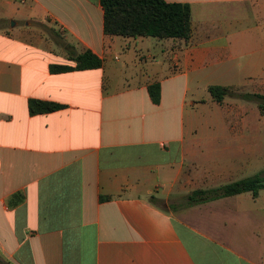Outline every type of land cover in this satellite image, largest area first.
I'll return each mask as SVG.
<instances>
[{"label": "crops", "instance_id": "obj_1", "mask_svg": "<svg viewBox=\"0 0 264 264\" xmlns=\"http://www.w3.org/2000/svg\"><path fill=\"white\" fill-rule=\"evenodd\" d=\"M166 1L190 5L187 41L106 35L100 0H0V264H264V189L184 198L257 147L264 111L208 87L264 95V0ZM68 49L102 66L50 72Z\"/></svg>", "mask_w": 264, "mask_h": 264}, {"label": "trees", "instance_id": "obj_2", "mask_svg": "<svg viewBox=\"0 0 264 264\" xmlns=\"http://www.w3.org/2000/svg\"><path fill=\"white\" fill-rule=\"evenodd\" d=\"M103 10V32L106 35L123 37L149 36L158 39L179 38L187 41L191 36V8L188 3L169 2L166 0H100ZM68 57L74 65L50 64L52 73L71 70L93 69L102 66V59L87 49L76 53L68 49ZM208 90L217 103H222L226 96L255 101L259 109L264 111V95L237 91L231 86L210 85ZM147 91L153 103L160 101V84L151 83ZM63 104L43 99H29L28 110L31 115L48 113L63 108ZM264 189V170L253 176L241 178L223 185L211 188H196L188 192L185 206L205 203L222 197L233 196L243 192H251L257 197ZM21 192L12 194L8 206L14 207L22 202ZM156 198L150 197L154 203ZM176 205L169 204V208Z\"/></svg>", "mask_w": 264, "mask_h": 264}, {"label": "rangeland", "instance_id": "obj_3", "mask_svg": "<svg viewBox=\"0 0 264 264\" xmlns=\"http://www.w3.org/2000/svg\"><path fill=\"white\" fill-rule=\"evenodd\" d=\"M46 36L50 37L51 39L57 38L56 36H52L48 34L49 32H46ZM58 39V38H57ZM56 49H60V46L55 45ZM60 61V60H59ZM257 103L253 100L252 101V108H256ZM253 133L257 136L256 141L254 142L257 146L255 148V151L253 154H248V157L244 158H238V162L245 163L247 162L246 167L238 172L235 175H232L231 178L222 180V181H209V180H202V178H199L195 183L193 184H226L241 178L250 177L255 175L256 173L260 172L261 170H264V121L259 122L258 120H253ZM230 153L232 152H223L221 154H218L216 157L217 162L219 165H226L229 166L231 163V156ZM204 162V158L202 157H191L190 159V168L193 169V163H195L198 166V163ZM194 165V166H196ZM159 205L165 206L167 209H172L173 212H176L174 208H169L167 205L164 204V201H158Z\"/></svg>", "mask_w": 264, "mask_h": 264}]
</instances>
